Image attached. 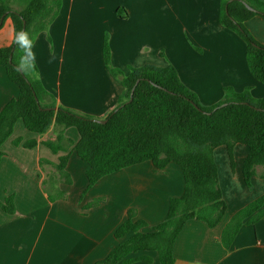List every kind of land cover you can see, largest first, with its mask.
I'll return each mask as SVG.
<instances>
[{"label":"crops","instance_id":"crops-1","mask_svg":"<svg viewBox=\"0 0 264 264\" xmlns=\"http://www.w3.org/2000/svg\"><path fill=\"white\" fill-rule=\"evenodd\" d=\"M11 8L18 9L14 4ZM218 12L219 0H61L58 15L34 42L36 77L56 106L106 117L123 94L119 79L103 64L106 38L112 68L126 75L128 67L171 65L204 107L221 101L225 87L235 92L249 88L253 98H263L264 83L250 75L243 41L218 24ZM244 26L264 45L263 18L254 16ZM12 37L11 20L5 17L0 49L9 47ZM17 95V86L0 66V110ZM55 137L53 125L34 134L17 120L1 145L0 200L13 194L15 211L7 214L0 209V264H95L117 244L113 231L128 210L147 223L142 232H148L164 220L169 199L183 191L176 164L155 170L144 161L104 176L79 200L87 165L71 151L72 145L57 153L43 145ZM64 137L73 143L78 140L72 127L64 130ZM15 139L21 143L14 145ZM28 140L36 141L31 149L22 147ZM247 151L245 145L235 144L231 167L224 146L213 150L225 212L213 228L194 219L185 222L173 243L174 264H264V216L254 224H243L229 248L219 240L238 209L258 197H263L264 207V165L255 167L250 188L242 179ZM66 154L70 185L63 183L54 167ZM50 175L57 180L54 188L64 192L63 198L52 202L43 190ZM94 200L96 205L83 209ZM149 255V264H158L155 253Z\"/></svg>","mask_w":264,"mask_h":264},{"label":"trees","instance_id":"trees-1","mask_svg":"<svg viewBox=\"0 0 264 264\" xmlns=\"http://www.w3.org/2000/svg\"><path fill=\"white\" fill-rule=\"evenodd\" d=\"M228 1L219 0L217 22L243 41L249 73L253 79L264 83V45L258 43L244 26V22L254 16L264 19V2L242 0L255 10L250 11L238 0ZM12 4L18 9L12 10ZM60 6L61 0H0V27L5 17L10 18L15 31L22 30L25 22L24 30L36 39L58 15ZM19 56L14 43L0 49V66L18 88L17 97L0 110V159L3 156L1 145L12 134L15 122L20 120L25 129L34 134H43L53 125L55 140L45 141L43 145L53 153L66 151L67 146L72 145L71 151L87 165L86 186L79 200L104 176L144 161H150L155 170L174 163L181 171L183 191L180 196L169 199L164 220L148 232H142L147 223L135 219L134 210H128L126 219L113 231L117 244L95 264H149L152 262L149 253H155L158 264H174L173 243L185 222L194 219L213 228L225 212L213 150L224 146L233 167V146L247 147L241 174L248 188L255 167L264 165V97L253 98L249 88L235 92L225 87L221 101L204 107L196 94L180 81L171 65L128 67L126 75L110 67V49L104 38L103 64L123 87L116 108L128 100L135 87L130 102L115 113L111 111L104 118H95L56 106L52 95L36 77L37 67L36 74L28 76L15 70ZM223 103L226 105L219 107ZM94 119L107 121L100 124ZM70 127L78 134L75 143L64 137V130ZM19 143L20 139L13 141L14 145ZM35 145V140L22 142V147L28 149ZM67 159L68 154L60 156L54 167L63 183L70 185L71 179L65 170ZM261 177L264 178V173ZM43 184L51 191L47 195L50 202L64 197V192L54 188L52 181ZM97 203L98 200H94L83 209ZM0 209L7 214L14 213L13 194L0 200ZM263 216V197L238 209L221 231V245L229 248L243 224H254Z\"/></svg>","mask_w":264,"mask_h":264},{"label":"clouds","instance_id":"clouds-1","mask_svg":"<svg viewBox=\"0 0 264 264\" xmlns=\"http://www.w3.org/2000/svg\"><path fill=\"white\" fill-rule=\"evenodd\" d=\"M13 43L20 52L15 70L28 76L36 74V53L34 49L35 37L31 36L27 30H13Z\"/></svg>","mask_w":264,"mask_h":264},{"label":"water","instance_id":"water-1","mask_svg":"<svg viewBox=\"0 0 264 264\" xmlns=\"http://www.w3.org/2000/svg\"><path fill=\"white\" fill-rule=\"evenodd\" d=\"M230 1H232V0H229L228 2H230ZM238 1H240V2L245 6L246 9H248V10H250V11H255V10L252 9L250 6H248L246 3H244L242 0H238ZM24 28H25V22H23V27H22V29L24 30ZM10 59H11V56L9 57V61H10ZM137 82H138V81L135 82V85H136ZM134 87H135V86H133V88L131 89L130 96H129L128 100L125 101L123 104L119 105L117 108H115V109L112 111V113H115V112H116L119 108H121L124 104H126V103H128V102H130V101L132 100V94H133ZM224 105H226V103L221 104L219 107H222V106H224ZM215 109H216V108H214L213 111H214ZM210 113H211V112H208L207 114H210ZM94 121L97 122V123H100V124H104L107 120H106V119H104V120L94 119Z\"/></svg>","mask_w":264,"mask_h":264},{"label":"rangeland","instance_id":"rangeland-1","mask_svg":"<svg viewBox=\"0 0 264 264\" xmlns=\"http://www.w3.org/2000/svg\"><path fill=\"white\" fill-rule=\"evenodd\" d=\"M43 32H45V31H43ZM183 33H185V35L183 36V38H184V39H187V38H188V33H187V32H183ZM35 40H36V39H35ZM186 41L188 42L189 45H191V43H190L189 40H186ZM163 56H164L165 59H166L167 54H166V50H165V49L163 50ZM109 64H110V67H111V60H109ZM49 180L52 181L53 183H56V182H57V180L55 179L54 175H50V176L47 178L46 182H48ZM43 185H44V184H43ZM43 190H44V192H45L47 195H48L49 193L51 194V191L47 189V184H46V186H45V185L43 186Z\"/></svg>","mask_w":264,"mask_h":264}]
</instances>
